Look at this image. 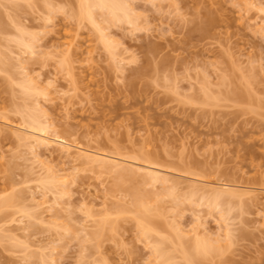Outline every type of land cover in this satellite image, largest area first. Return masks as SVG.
Segmentation results:
<instances>
[{
  "label": "rangeland",
  "instance_id": "rangeland-1",
  "mask_svg": "<svg viewBox=\"0 0 264 264\" xmlns=\"http://www.w3.org/2000/svg\"><path fill=\"white\" fill-rule=\"evenodd\" d=\"M124 2L130 20L94 24L80 0H0V264H264V0ZM32 120L181 184L121 183L1 125Z\"/></svg>",
  "mask_w": 264,
  "mask_h": 264
},
{
  "label": "bare ground",
  "instance_id": "bare-ground-1",
  "mask_svg": "<svg viewBox=\"0 0 264 264\" xmlns=\"http://www.w3.org/2000/svg\"><path fill=\"white\" fill-rule=\"evenodd\" d=\"M126 2V1H125ZM125 2H124V0H80V7H79V5H78V17L80 16V19L82 18V19H88V20H90L92 23H94V24H97L96 22V20H95V14H94V9L96 10V9H99V11L100 10H105V12H104V15L106 14V11H107V14L108 15H106V16H108V18H109V20L108 21H111V23L114 21V20H121V19H128V20H130V14L128 13L129 12V9H128V7L125 5ZM251 5H253V4H251ZM80 10V11H79ZM101 13H102V11H101ZM132 13V12H131ZM103 16V15H102ZM105 19H106V17H105ZM87 20V21H88ZM105 21V20H104ZM122 21V20H121ZM127 21V20H126ZM124 22V21H123ZM110 23V22H109ZM132 24V23H131ZM99 27H100V25H99ZM101 30H103V29H101ZM104 32H105V30H103ZM103 32V33H104ZM106 33V32H105ZM105 33L104 34H102V36H103V38H107V35H105ZM110 39V38H109ZM106 40H108V39H106ZM104 41V40H103ZM108 42V41H107ZM24 44V43H23ZM30 44V43H29ZM29 44H27V41H26V44H25V46H26V48L27 49H29V50H31L32 48H31V46H29ZM65 44V43H64ZM109 44V43H108ZM111 44V43H110ZM110 44H109V46H110ZM66 45H67V47L68 48H66V49H64V51L65 50H67V51H69L70 52V49H71V47H73V45H74V42H73V39L71 40V41H68V42H66ZM66 45L64 46V47H66ZM106 45V44H105ZM26 49V50H27ZM29 50H28V52H29ZM21 64V63H20ZM26 72V71H25ZM29 76V75H28ZM27 76L25 75V78H26ZM28 78V77H27ZM27 80V79H26ZM25 80V81H26ZM30 80V79H29ZM34 83V82H33ZM25 84V83H24ZM27 84H28V82H27ZM30 85V84H29ZM30 90H36V88H34V87H31V88H29ZM27 93V92H26ZM29 93V92H28ZM36 94H38L37 92H36ZM35 106L36 107H38V104L36 105L35 104ZM40 110H41V107L39 108ZM40 110L38 111V112H40ZM35 111V110H34ZM36 113H37V111H36ZM40 113H42V115H44L46 118L48 117L47 116V113L45 112V110H44V112H43V107H42V111L40 112ZM30 120H31V118H30ZM33 120H34V118H33ZM32 120V122L34 123L35 122V124H31V126L29 127L28 126V130H25L24 129V127H20V126H15V125H12L13 123H11V124H8V123H3V124H1V125H4V126H6L7 127V129L9 128V133H10V131L12 132V134H14V136L18 139V141L20 140V141H22V142H25V143H28V144H30L33 148H35V150H37V149H39V148H44L43 150H45V149H49V148H52V147H59V149H57L58 151H61L62 152V154H64V156L65 155H67V156H69V158H72V156L71 155H74V161L75 162H77V161H81V162H83L84 163V165H90L91 167L93 166V169L95 170V167L96 168H98V169H102V170H104V172L106 171V173L108 172L109 174L110 173H115L117 176V180L118 181H120L121 183L123 182V179H124V177L126 176V178H127V182H129L128 180L130 179V177L132 178V180L131 181H134L135 180V178L136 177H141V179L143 180V181H145V182H148V183H146V184H160L161 183V185L162 186H165V188L169 185V188L167 189L168 190V192L169 191H172V190H174L175 189V191H177V187H179L178 185L179 184H181V182L179 183V184H177L176 182H174L173 180H171V178H169V175H168V172L166 173H163V170H162V172L160 171V170H156V166H158V165H156L155 166V162H153V159L152 158H150V157H148V158H146V160L144 159V165L143 164H140L139 163V165H134V163L132 162V164H131V162L130 163H126V162H124V160H122L121 161V159H120V157H119V159L118 158H112V156L110 157V156H108L107 154H103V152L101 153L99 150V152H97V151H93V150H89L88 148H82L81 146L79 147V146H76V145H74L73 143L71 144V143H69L67 140H65L64 139V137L62 138L61 137V135H60V137L58 136V134L56 135V136H51V134H49V131H48V129L50 130V128L52 127L50 124H47V123H49V122H47L46 121V126H43L44 124H42V122L41 123H39V120L37 121V124H36V121H33ZM8 122V121H7ZM10 123V122H9ZM33 125V126H32ZM51 126V127H50ZM50 127V128H49ZM2 128H4V127H2ZM7 129H5V130H7ZM2 131H4V129L2 130ZM2 131H1V133H2ZM8 131V130H7ZM4 132H6V131H4ZM53 134L55 135V133L53 132ZM29 145V146H30ZM33 150V149H32ZM33 152H34V150H33ZM36 152V151H35ZM49 153V152H48ZM36 156V155H35ZM41 157V156H40ZM39 157V158H40ZM35 158H37V157H35ZM72 158V159H73ZM38 160V159H37ZM77 160V161H76ZM135 162V161H134ZM138 162V161H137ZM140 162H142V161H140ZM44 163L45 162H43L42 164V166H44L45 167V165H46V163H45V165H44ZM143 163V162H142ZM37 164V163H36ZM40 164H41V160H40ZM126 165V166H125ZM129 166V167H128ZM134 167V168H133ZM42 168V167H41ZM46 169L48 168V166L47 167H45ZM45 168H44V170H45ZM42 170H43V168H42ZM173 175V174H172ZM50 176H51V174H50ZM59 177V179H57V180H60V181H64V183H65V178L63 179H60V176H58ZM175 177V176H174ZM179 177V176H178ZM177 177V178H178ZM122 178V179H121ZM43 180V179H42ZM122 180V181H121ZM126 180V179H125ZM188 180V179H187ZM59 181V182H60ZM195 181V180H194ZM51 182V181H50ZM145 182H143V184L145 183ZM198 182V181H197ZM46 183H48V182H45V184ZM54 183V180H53V182H52V184ZM57 183V182H56ZM196 183V182H195ZM206 183V182H205ZM51 184V183H50ZM142 184V183H141ZM201 184V183H200ZM53 185H55V188H56V184H53ZM60 185V184H59ZM192 185H194V184H192ZM207 185V184H206ZM210 185V184H209ZM208 185V186H209ZM216 185V184H215ZM57 186H58V184H57ZM63 186V185H62ZM153 186V185H152ZM223 186H224V184H223ZM223 186L222 187H211V185H210V191L212 192V194H213V198H212V200L211 201H213L215 204H216V207L217 206H221L222 205V194H223V192H226V190L223 188ZM59 187V186H58ZM58 187H57V189H58ZM199 187V186H198ZM60 188H62L61 186H60ZM63 188H64V186H63ZM230 188V187H229ZM169 189H171V190H169ZM203 189H206V188H203ZM243 189V188H242ZM241 189V190H242ZM251 189V188H250ZM164 190H166V189H164ZM179 190L180 189H178V192H179ZM195 190V189H194ZM202 190V188H197V191H201ZM237 190H239V189H237ZM175 191H172V194H174L175 195ZM196 191V190H195ZM194 191V192H195ZM65 192V190H62V192L60 191L59 193H64ZM178 192H177V194H178ZM209 192V191H208ZM242 192V191H241ZM195 193H197V192H195ZM244 192H242L241 194H243ZM247 193H249V194H251V192H247ZM136 194V196H138L137 195V193H135ZM134 194V195H135ZM191 194H193V192L191 193ZM209 194V193H208ZM225 194V193H224ZM241 194H239L238 193V196H244V195H246V193L245 194H243V195H241ZM170 195V194H169ZM198 195V194H197ZM135 196V197H136ZM190 196V195H189ZM196 196V195H195ZM194 195H193V197H195ZM237 196V197H238ZM134 197V199H135V207L137 208V213H140L141 211H143L142 210V208L143 207H146L145 205H143L142 203H140V201L142 202V199L141 198H139V197H137V199H139V202H138V200H136V198ZM177 197V196H176ZM196 197H198V196H196ZM204 196H202V199H206L205 197L203 198ZM195 199V198H194ZM201 202V201H200ZM223 202H224V200H223ZM144 203V202H143ZM204 203H206L205 201H204ZM45 204V203H44ZM46 204H48L47 202H46ZM136 204H137V206H136ZM145 204V203H144ZM53 206V205H52ZM49 207H50V205H49ZM48 211L49 212H51V210H49L48 209ZM149 212V211H148ZM144 214V213H143ZM139 215H141V214H139ZM143 217H145V215L143 216ZM143 217H142V220H144L145 219V222L144 221H142V220H140L139 221V225H140V227L142 228V232H143V234L144 233H149L150 231H153L152 229H151V226H147V224L149 225V221H148V219L147 218H144L143 219ZM139 218H141V217H139ZM140 222H142V223H140ZM153 222V221H152ZM152 222H150V225H152ZM145 223H147L146 224V227L145 226H143V225H145ZM143 227H144V229H143ZM144 230V231H143ZM200 231H198V233H199ZM231 232H230V229L228 230V232H227V235H226V237L227 238H231V234H230ZM147 234H145V235H147ZM202 236H203V234H201ZM199 236V234L197 235L196 234V236H195V238H194V242H193V244L192 245H194L196 248H197V250L198 249H202V250H204V251H207L206 249V247H208V252L210 253L211 252V247H212V244H210L209 245V243H211V242H208V241H206V240H204L205 239V237H198ZM183 240V239H182ZM209 240V239H208ZM210 241V240H209ZM182 242V241H181ZM207 242H208V244H207ZM217 242V241H216ZM190 243H192V242H190ZM219 244H220V242H219ZM181 245V244H180ZM182 245L184 246L185 244H183V242H182ZM181 245V246H182ZM232 246V245H231ZM188 247V246H187ZM193 247V246H192ZM214 247V246H213ZM30 248V246L28 247V248H26V249H29ZM182 248V247H181ZM186 247L184 246V249H185ZM183 249V248H182ZM190 250H192L191 248H189ZM189 249H186L185 251H189V252H191ZM217 249H221V248H216V251H217ZM214 250H215V247H214ZM218 250V251H219ZM184 251V250H183ZM185 252V258L187 259V261L189 262V264H196L194 261H196V259H193V256L189 253V252ZM194 252L195 251H193V254H194ZM198 252V251H197ZM212 252H214L213 250H212ZM219 253V252H218ZM221 253V252H220ZM183 255V254H182ZM213 255V254H212ZM192 256V257H191ZM198 256V255H197ZM220 256V255H219ZM199 258V257H198Z\"/></svg>",
  "mask_w": 264,
  "mask_h": 264
}]
</instances>
